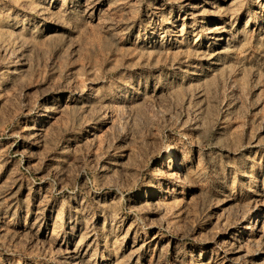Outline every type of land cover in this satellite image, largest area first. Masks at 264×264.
I'll use <instances>...</instances> for the list:
<instances>
[{"label": "rangeland", "instance_id": "374dc122", "mask_svg": "<svg viewBox=\"0 0 264 264\" xmlns=\"http://www.w3.org/2000/svg\"><path fill=\"white\" fill-rule=\"evenodd\" d=\"M0 264H264V0H0Z\"/></svg>", "mask_w": 264, "mask_h": 264}, {"label": "bare ground", "instance_id": "6f19581e", "mask_svg": "<svg viewBox=\"0 0 264 264\" xmlns=\"http://www.w3.org/2000/svg\"><path fill=\"white\" fill-rule=\"evenodd\" d=\"M174 152H176V150H175V148L173 147V146H169V147H167V151H166V155H167V157H168V159H167V163H171V162H174L175 163V160H173V158H172V156H173V153ZM169 155L171 156V157H169ZM170 170H175V166L173 167V166H171L170 167Z\"/></svg>", "mask_w": 264, "mask_h": 264}]
</instances>
